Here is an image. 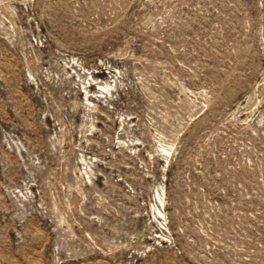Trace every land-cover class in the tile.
I'll return each instance as SVG.
<instances>
[{
  "label": "rangeland",
  "instance_id": "obj_1",
  "mask_svg": "<svg viewBox=\"0 0 264 264\" xmlns=\"http://www.w3.org/2000/svg\"><path fill=\"white\" fill-rule=\"evenodd\" d=\"M0 264H264V0H0Z\"/></svg>",
  "mask_w": 264,
  "mask_h": 264
},
{
  "label": "bare ground",
  "instance_id": "obj_2",
  "mask_svg": "<svg viewBox=\"0 0 264 264\" xmlns=\"http://www.w3.org/2000/svg\"><path fill=\"white\" fill-rule=\"evenodd\" d=\"M165 150H166V149H165ZM162 216H163V215H162ZM162 216H161V217H162Z\"/></svg>",
  "mask_w": 264,
  "mask_h": 264
}]
</instances>
